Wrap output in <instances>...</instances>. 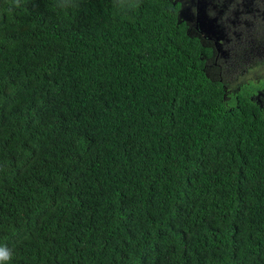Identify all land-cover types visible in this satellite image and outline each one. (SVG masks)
Segmentation results:
<instances>
[{
  "label": "trees",
  "instance_id": "16d2710c",
  "mask_svg": "<svg viewBox=\"0 0 264 264\" xmlns=\"http://www.w3.org/2000/svg\"><path fill=\"white\" fill-rule=\"evenodd\" d=\"M210 54L172 0H0L8 264H264V110Z\"/></svg>",
  "mask_w": 264,
  "mask_h": 264
},
{
  "label": "flooded vegetation",
  "instance_id": "af4514ba",
  "mask_svg": "<svg viewBox=\"0 0 264 264\" xmlns=\"http://www.w3.org/2000/svg\"><path fill=\"white\" fill-rule=\"evenodd\" d=\"M172 2L178 20L209 47V70L227 98L254 89L250 99L264 110V0Z\"/></svg>",
  "mask_w": 264,
  "mask_h": 264
},
{
  "label": "clouds",
  "instance_id": "9594fccd",
  "mask_svg": "<svg viewBox=\"0 0 264 264\" xmlns=\"http://www.w3.org/2000/svg\"><path fill=\"white\" fill-rule=\"evenodd\" d=\"M12 259V251L7 246H0V264H8Z\"/></svg>",
  "mask_w": 264,
  "mask_h": 264
}]
</instances>
